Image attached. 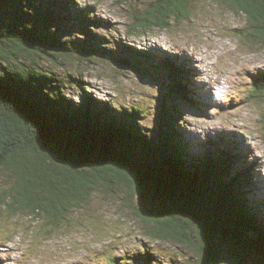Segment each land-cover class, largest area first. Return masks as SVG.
I'll return each instance as SVG.
<instances>
[{"label":"trees","instance_id":"trees-1","mask_svg":"<svg viewBox=\"0 0 264 264\" xmlns=\"http://www.w3.org/2000/svg\"><path fill=\"white\" fill-rule=\"evenodd\" d=\"M188 2L134 7L127 35L169 28ZM228 2L244 12L251 39L264 44V0ZM89 8L75 0H0V171H7L0 217L26 211L59 227L104 192L130 210L147 237L195 250L196 264H242L231 260L226 243L264 264V192L247 153L222 136L192 138L182 124L184 102L203 105L187 61L113 46L93 30L103 23ZM69 60L164 75L156 127H146L142 106L89 93L79 102L67 98L69 80L58 70ZM250 96L264 97V72L253 77ZM143 251L145 264H153V252Z\"/></svg>","mask_w":264,"mask_h":264},{"label":"rangeland","instance_id":"rangeland-1","mask_svg":"<svg viewBox=\"0 0 264 264\" xmlns=\"http://www.w3.org/2000/svg\"><path fill=\"white\" fill-rule=\"evenodd\" d=\"M150 1L75 0L102 20L93 30L113 46L166 52L187 61L194 74L190 87L197 83L194 95L203 105L184 102L180 107L184 129L196 139L222 136L226 144L245 151L264 192V97L250 96L253 77L264 72V44L251 39L244 12L228 0H189L188 10L170 18L169 28L128 36L133 8L140 10ZM62 67L57 70L69 80L67 98L79 102L89 93L123 107L142 106L148 116L144 124L156 127L164 75L154 78L117 62L69 60ZM6 173L0 171V188ZM226 245L232 261L255 264L250 253L240 255ZM143 248L153 252V264L197 261L189 247L147 237L130 210L104 192H94L59 227L46 226L44 218L26 211L0 217V264H145Z\"/></svg>","mask_w":264,"mask_h":264},{"label":"water","instance_id":"water-1","mask_svg":"<svg viewBox=\"0 0 264 264\" xmlns=\"http://www.w3.org/2000/svg\"><path fill=\"white\" fill-rule=\"evenodd\" d=\"M143 179L146 180V184H148V185H150V186H151V185H152V186L154 185L155 188L157 187L156 184H155L154 182L147 180L145 177H144ZM154 186H153V187H154ZM158 190H159V188H158ZM238 249H239V248H238ZM239 250L242 251V249H239ZM243 253H244V252H242L241 255H242Z\"/></svg>","mask_w":264,"mask_h":264},{"label":"bare ground","instance_id":"bare-ground-1","mask_svg":"<svg viewBox=\"0 0 264 264\" xmlns=\"http://www.w3.org/2000/svg\"><path fill=\"white\" fill-rule=\"evenodd\" d=\"M206 112V111H205ZM182 133V132H181Z\"/></svg>","mask_w":264,"mask_h":264}]
</instances>
